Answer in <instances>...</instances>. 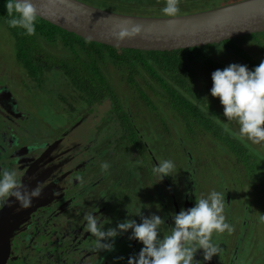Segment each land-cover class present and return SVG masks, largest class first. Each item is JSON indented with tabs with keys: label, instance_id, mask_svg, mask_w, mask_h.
I'll list each match as a JSON object with an SVG mask.
<instances>
[{
	"label": "trees",
	"instance_id": "trees-1",
	"mask_svg": "<svg viewBox=\"0 0 264 264\" xmlns=\"http://www.w3.org/2000/svg\"><path fill=\"white\" fill-rule=\"evenodd\" d=\"M122 1L124 3L126 0ZM139 1L147 11L126 12L116 8L108 10L141 16H165L162 9L166 6V0ZM237 1L241 0H180L179 15ZM6 3L7 0H0V35L3 36V41H6L5 36L14 40L15 56L8 67L15 68L19 74H22L20 70L25 71L23 78L28 80V91L41 93L44 97L51 95L63 105L65 115L74 117V112H79V118L88 114L85 125L89 124L91 132L82 141L80 139L83 164L87 163L89 170L81 174L83 187L89 186L85 194L86 200L90 202L97 192L96 187L104 182V191L109 186L112 192V206L100 200L99 211L106 214L109 211L117 213L118 207L123 209V214L117 219L110 220V217L104 216V219L110 221L105 224L106 229L116 228L125 220H135L139 224L142 215L138 219L129 216V213L139 211L138 206L143 203V198L150 200L146 211L165 220L170 212L173 174L164 177L158 185V175L152 172L155 165L148 156L150 149L157 154L161 148L165 150V147H172L164 137V122L156 106L160 103L167 110L169 107L173 108L177 118L181 117L186 121L185 125L187 117L191 116L195 123L204 127L208 110L205 106L202 107L198 88L201 90L204 85L206 74L214 69L223 70L230 64L246 65L249 70H254L264 61V48H258L246 39H253L258 34L172 51L120 49L86 40L40 17L35 22L36 34L28 36L26 30L9 26ZM52 72L58 73L56 80L50 78ZM136 99L146 104L147 112L154 113V117L161 122L164 133H158L155 121L146 116L145 129L141 126L137 128L138 114H135L132 106ZM83 126L81 124L76 128ZM97 146L103 150L106 148V156L97 163V173H92L90 168L95 164L91 165L90 150ZM253 154L245 163L252 168L255 166V172L264 187V155L259 151L257 155L255 152ZM109 156L111 167L102 172L100 165L108 162ZM182 159L181 173L183 179H186L191 157L184 156ZM155 160L158 161L157 156ZM133 169L137 170L135 175ZM157 196L160 198V209H154L153 199ZM68 223L66 220L65 227H68ZM164 228H167L166 223ZM124 234L123 237L128 238L131 243L132 230Z\"/></svg>",
	"mask_w": 264,
	"mask_h": 264
},
{
	"label": "flooded vegetation",
	"instance_id": "flooded-vegetation-1",
	"mask_svg": "<svg viewBox=\"0 0 264 264\" xmlns=\"http://www.w3.org/2000/svg\"><path fill=\"white\" fill-rule=\"evenodd\" d=\"M22 76L23 74H19L15 68L3 69L0 63V171L5 168L9 170L15 168L22 174L20 175L22 184L29 189L41 185L42 195L34 198L32 205L26 209L21 208L14 197L10 198L11 205L0 203V264H128L129 258L138 256L141 250L139 246L133 247L128 238H121L122 234L115 239L113 251L92 250L95 248V237L91 236V233H87L86 239L81 238L75 249L72 247V241L66 242L65 245L63 238L60 242L58 240L59 246H56L57 234L71 227H65L66 218L63 216L66 209L71 211L72 217H76L75 225L84 223L85 226L83 216L85 212L93 210L91 209L93 207L97 208L93 215L103 218L108 216L110 220L121 216L123 209L118 207L117 213L109 211L106 214L99 211L100 200L112 206V192L109 186H106L104 191V182L96 187L97 192L90 202L86 200L85 195L84 210L76 211L77 207L71 208L75 205L72 198L73 191L82 184L77 177L81 176L82 172H89L87 163L83 164L80 139L76 138L72 147H65L69 140L66 135L75 131L68 129L67 133L52 140L47 138L39 144H34L33 126L38 124L40 118L35 113H23L18 107V92L14 78L20 80ZM217 102L222 110L218 107L214 108ZM217 102L209 101L211 108L206 113L203 128L207 135H211L215 128L224 129L228 133V139L224 138L219 147L215 145L214 153L219 154L220 161H212L210 165L208 160L205 169L209 177L202 182L206 186L200 184L194 169L188 171L186 179L180 178L177 170L172 173L170 212L168 219L164 220L167 228L163 229L164 225L160 228V238L163 239L164 235L170 234V229L175 226L173 219L175 211V214H179L182 209L194 207L196 198H206L215 190L224 193V214L228 216L226 223L230 224L234 231L231 234L227 231L223 234H213L212 243L223 248L219 256H214L211 261H205L203 250L200 249L194 259L200 264H224L227 257L232 258L233 264H237L236 261L238 264L255 262L264 264V232L261 227L264 224V219H261L264 215V187L252 186L254 197L246 198L244 201L239 200L245 181L240 178L241 167L237 168V164L246 166V159L252 158L254 152L257 155L258 150L251 141L240 135V125L237 121L227 120L224 116V107L220 100ZM74 114L78 116L80 113L74 112ZM66 116L69 117L68 114ZM87 118L88 114L81 115L77 119V124L82 119L81 123L85 124ZM213 135L214 143L218 142L217 135L214 133ZM138 136L141 137L140 134ZM232 143H237L238 146ZM105 150L106 148L103 150L100 146L90 150L91 165L95 164L90 168L91 172L97 173L99 165L97 163L105 158ZM149 153L151 155L148 158L157 165L159 162L150 151ZM188 154L190 156L191 153ZM107 159L111 164V156ZM192 166L193 162L188 167ZM136 171L134 170V175ZM157 184L160 185L158 179ZM207 189L210 190L206 191ZM158 198L159 196L153 199L156 204L154 209L160 208L158 202L160 198ZM138 208V212L130 213L129 216L140 219L141 215L151 217L155 214L146 211L145 202ZM255 210L259 213L256 214ZM136 215L138 216L135 217ZM70 220L71 216H68L67 222ZM67 249L76 256L71 257ZM246 253L254 263L239 262Z\"/></svg>",
	"mask_w": 264,
	"mask_h": 264
},
{
	"label": "clouds",
	"instance_id": "clouds-1",
	"mask_svg": "<svg viewBox=\"0 0 264 264\" xmlns=\"http://www.w3.org/2000/svg\"><path fill=\"white\" fill-rule=\"evenodd\" d=\"M179 2L180 0H166V6L162 9L165 16L177 17L180 13ZM5 7L7 16L10 17V27L22 28L28 36L36 34L38 11L31 0H7ZM117 27L118 31L114 32V36L118 41L133 38L142 32L139 25L129 28L120 24ZM212 81L211 95L219 98L227 120L237 121L240 135L252 143H264V61L254 70H249L246 65L230 64L223 70H215ZM100 167L102 172H106L111 165L105 161ZM174 171L175 164L170 159L161 160L159 166L152 168V172L161 180L172 176ZM20 175L22 174L15 168L0 171V203L11 205L10 198L14 197L21 208L26 209L32 205L34 198L41 197L42 186L38 184L34 189H29L22 184ZM77 179L84 183L82 176ZM91 209L93 210L85 212L83 216L86 222L84 231L95 237L96 250L113 251L115 239L129 230H132L130 239L138 240L144 245L138 256L129 258L128 264H200L194 259L200 249L203 250L204 260L211 261L214 256L223 252L222 247L212 243L213 234H223L225 231L231 234L234 231L226 223L224 193L215 190L206 198H196L194 207L182 209L179 214L174 213L175 226L163 239L160 238V228L165 222L156 214L151 217L142 216V223L139 224L135 220H125L116 228L104 230L105 224L110 221L93 215L97 208ZM261 219H264V215Z\"/></svg>",
	"mask_w": 264,
	"mask_h": 264
},
{
	"label": "rangeland",
	"instance_id": "rangeland-1",
	"mask_svg": "<svg viewBox=\"0 0 264 264\" xmlns=\"http://www.w3.org/2000/svg\"><path fill=\"white\" fill-rule=\"evenodd\" d=\"M84 1L90 5H93L95 7L101 8V9H108L112 8V10H115V8L121 11H131V12H140V11H147L146 9H143L142 5L140 4L139 0H81ZM215 8V7H213ZM212 9V8H211ZM117 12V11H114ZM122 13V12H118ZM130 13V12H129ZM129 13H123V14H129ZM149 13V12H147ZM130 15H134L131 13ZM3 36L0 35V63L2 65L3 69L8 68L10 60L12 62L14 61V40L10 36H5V40H2ZM247 42H253L254 46L258 48H264V33H259L255 38L246 39ZM217 70H210L206 74V78L204 80V85H202L201 90L198 88V92L201 94H198L199 99L202 101V107L205 106V108L208 110L211 108V103L209 101L219 100V98L213 97L211 95V89L213 87V81H212V73ZM222 70V69H221ZM20 73L25 75V71L20 70ZM20 78V75L18 76ZM50 78H58L57 72H52L50 75ZM15 79V85L17 89V95H18V107L23 113H35L40 119L38 124L33 126V139L34 144H39L40 142L44 141L45 139L49 138L52 140V138L57 137L59 135H62L64 133L68 132V129L72 131L75 129L73 133H69L66 136L68 137V142L65 144V147H72L74 140L77 139H83V137H86L90 134V126L89 124L84 125L83 127L75 128V124H77V118L75 117H67L65 115L66 110L64 109L62 104H59V102H56L51 95L45 97L41 93H31L28 90V83L27 78H22L20 80ZM27 83V85H26ZM49 84V83H48ZM25 87V88H24ZM198 87V86H197ZM27 88V90H26ZM128 89V87H127ZM55 91V89H54ZM129 92H132L130 89ZM124 103V102H123ZM125 104V103H124ZM127 104V102H126ZM125 104V105H126ZM133 111L135 114H138V124L137 128L139 126L142 127V129H145L147 126V122L145 119L146 117H150L155 121V129L158 130V133L162 134L164 133L161 122L154 117V113L147 112L146 104L142 101H139L138 99L134 100L132 103ZM128 107V105H127ZM169 107V106H168ZM218 107L219 110H222V107L218 104V102L215 104L214 108ZM158 108V114L162 117V120L164 122V129L166 130L164 137L168 140L169 144L171 145L172 149H169L165 147V150L162 148L159 150V153L152 155L157 156L158 162L161 160H172L175 164V170H177L180 174V177L183 179V175L181 173L182 171V157L189 156L188 152H190L191 162H193L192 167H188V171L195 170L197 179L201 182L200 184L205 185L202 183L204 180H206L209 177L208 171L205 169L208 160L209 164L212 165V161H220L219 154L214 153L216 150V146H220V143L225 139H228V133L224 131V129L215 128L211 132V135H207L204 133L203 126H200L198 123H195L193 121V117L189 116L187 117V123L185 125V120H182V118H177L176 113H173V108L167 110L166 107H162V105L159 103V105L156 106ZM160 118V117H159ZM190 121V122H188ZM80 124V125H81ZM188 125L189 128H188ZM136 129V128H135ZM213 133L217 135L218 142L214 143ZM238 146L237 143H232ZM256 150L261 152L264 155V143L261 144H254L251 143ZM216 145V146H215ZM149 147V146H148ZM258 148V149H257ZM167 155V156H165ZM106 156V154H104ZM163 157V158H162ZM259 159H257L258 161ZM157 162V163H158ZM237 164V168L241 169V176L240 178H243L245 181L243 183V190L242 195L239 196V200L244 201L246 198L254 197L255 192L252 186L256 188H262V182L260 178L257 175V172H255L256 168H252L251 165L246 164ZM159 166V163L156 165ZM92 173H95L92 171ZM158 177V176H157ZM189 178V177H188ZM158 180L161 183V179L158 177ZM77 186L72 194L73 202L75 203L74 206L71 208H76V211L84 210V200H85V194L89 189V186ZM206 186V185H205ZM81 188V189H80ZM210 189H207L208 191ZM70 198L68 199V201ZM145 202L146 206L150 202L148 198H143L142 200ZM152 201V200H151ZM160 206V204H159ZM156 208V204L154 205ZM160 209V208H159ZM238 211V210H237ZM176 213V211H175ZM239 213V211H238ZM255 213L258 214L259 211L255 210ZM63 218H66L67 220L68 216H71V220L68 223V226H71L70 228L66 229V231L57 234V240H55V244L58 247L59 242L64 239L65 245L66 242L72 241V247L73 249L76 248L77 243L81 238L86 239L87 232L84 231L85 224L81 223L79 225L76 224V217H72L71 211L66 209L64 212ZM225 217H228L227 214H224ZM168 218L165 219V221ZM262 232H264V224L261 225ZM106 229V227H105ZM104 229V230H105ZM125 234L123 233L121 238ZM120 236V235H119ZM59 240V242H58ZM134 246H139V249L141 250L144 245L135 239H132L131 243ZM88 245V244H87ZM92 250H95L93 248ZM67 252H69V255L76 256V254L72 253L70 249H67ZM234 261H232V258L227 257L224 260V264H233ZM239 262L242 263H254L251 258L248 256V254H244L240 259ZM238 264V262L236 261ZM254 264H258L255 262Z\"/></svg>",
	"mask_w": 264,
	"mask_h": 264
},
{
	"label": "water",
	"instance_id": "water-1",
	"mask_svg": "<svg viewBox=\"0 0 264 264\" xmlns=\"http://www.w3.org/2000/svg\"><path fill=\"white\" fill-rule=\"evenodd\" d=\"M31 2L37 8L38 17L45 21L86 40L120 49L172 51L264 33V0H241L175 18L123 14L81 0ZM120 24L129 28L139 25L142 32L118 41L114 32Z\"/></svg>",
	"mask_w": 264,
	"mask_h": 264
}]
</instances>
